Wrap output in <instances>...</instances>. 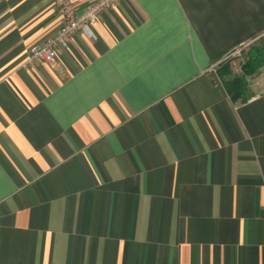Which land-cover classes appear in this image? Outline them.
I'll list each match as a JSON object with an SVG mask.
<instances>
[{
    "label": "crops",
    "instance_id": "obj_1",
    "mask_svg": "<svg viewBox=\"0 0 264 264\" xmlns=\"http://www.w3.org/2000/svg\"><path fill=\"white\" fill-rule=\"evenodd\" d=\"M61 23L0 0V264H264V0H118L23 67Z\"/></svg>",
    "mask_w": 264,
    "mask_h": 264
},
{
    "label": "built area",
    "instance_id": "obj_2",
    "mask_svg": "<svg viewBox=\"0 0 264 264\" xmlns=\"http://www.w3.org/2000/svg\"><path fill=\"white\" fill-rule=\"evenodd\" d=\"M117 2L118 0H91L82 11L77 12L72 0H53L54 12L61 19V26L50 38L29 48L22 66L30 67L44 63L52 68L57 67L58 49L67 47L72 36L77 32L95 38L92 26L99 20L104 9L113 7ZM207 71L213 73L215 66H210Z\"/></svg>",
    "mask_w": 264,
    "mask_h": 264
},
{
    "label": "trees",
    "instance_id": "obj_3",
    "mask_svg": "<svg viewBox=\"0 0 264 264\" xmlns=\"http://www.w3.org/2000/svg\"><path fill=\"white\" fill-rule=\"evenodd\" d=\"M260 54H261L260 50H258V49L252 50L249 53V55L247 56V60L241 64L242 74L239 76L238 75L233 76L232 79L227 80L225 82L226 90L232 99H240V100L246 99L243 96V90L245 87V79L244 78H245V76L252 74L254 72L256 66H258V64H260V62H261ZM228 71H229V66L227 65L226 68L224 69V71L221 72V74L225 75L228 73Z\"/></svg>",
    "mask_w": 264,
    "mask_h": 264
},
{
    "label": "rangeland",
    "instance_id": "obj_4",
    "mask_svg": "<svg viewBox=\"0 0 264 264\" xmlns=\"http://www.w3.org/2000/svg\"><path fill=\"white\" fill-rule=\"evenodd\" d=\"M244 49L245 48H239L230 55V58L234 59V69L236 70L239 69L242 62L241 60L245 57Z\"/></svg>",
    "mask_w": 264,
    "mask_h": 264
}]
</instances>
